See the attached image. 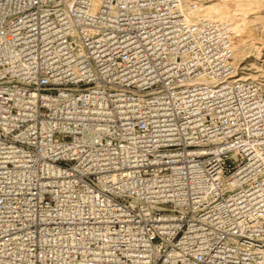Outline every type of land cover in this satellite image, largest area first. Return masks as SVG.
Instances as JSON below:
<instances>
[{"label": "built area", "instance_id": "2783aa9c", "mask_svg": "<svg viewBox=\"0 0 264 264\" xmlns=\"http://www.w3.org/2000/svg\"><path fill=\"white\" fill-rule=\"evenodd\" d=\"M182 0H0V264H264V87Z\"/></svg>", "mask_w": 264, "mask_h": 264}, {"label": "rangeland", "instance_id": "374dc122", "mask_svg": "<svg viewBox=\"0 0 264 264\" xmlns=\"http://www.w3.org/2000/svg\"><path fill=\"white\" fill-rule=\"evenodd\" d=\"M189 1L191 8L201 9L203 18L199 19L230 25L237 75L264 87V0Z\"/></svg>", "mask_w": 264, "mask_h": 264}, {"label": "bare ground", "instance_id": "6f19581e", "mask_svg": "<svg viewBox=\"0 0 264 264\" xmlns=\"http://www.w3.org/2000/svg\"><path fill=\"white\" fill-rule=\"evenodd\" d=\"M182 8L185 12H187L188 18L192 21L200 20L199 19L200 17L203 18L201 9H199L198 7L191 8L189 0H182ZM233 51H234V38H233ZM234 64H235V51H234ZM236 77H239V75H236ZM244 80H249V79H244Z\"/></svg>", "mask_w": 264, "mask_h": 264}]
</instances>
